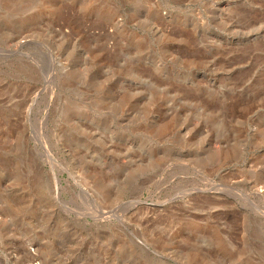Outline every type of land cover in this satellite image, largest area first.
<instances>
[{
  "label": "rangeland",
  "instance_id": "1",
  "mask_svg": "<svg viewBox=\"0 0 264 264\" xmlns=\"http://www.w3.org/2000/svg\"><path fill=\"white\" fill-rule=\"evenodd\" d=\"M0 264H264V0H0Z\"/></svg>",
  "mask_w": 264,
  "mask_h": 264
}]
</instances>
